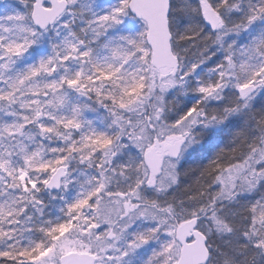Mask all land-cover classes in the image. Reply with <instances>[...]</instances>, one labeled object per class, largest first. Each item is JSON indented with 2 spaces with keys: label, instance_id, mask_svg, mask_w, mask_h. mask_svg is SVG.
I'll return each mask as SVG.
<instances>
[{
  "label": "snow or ice",
  "instance_id": "obj_1",
  "mask_svg": "<svg viewBox=\"0 0 264 264\" xmlns=\"http://www.w3.org/2000/svg\"><path fill=\"white\" fill-rule=\"evenodd\" d=\"M0 264H264V0H0Z\"/></svg>",
  "mask_w": 264,
  "mask_h": 264
}]
</instances>
